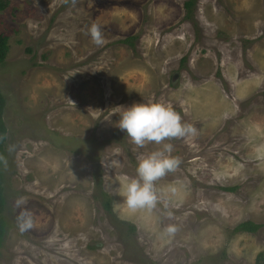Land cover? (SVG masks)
I'll use <instances>...</instances> for the list:
<instances>
[{
    "label": "rangeland",
    "instance_id": "374dc122",
    "mask_svg": "<svg viewBox=\"0 0 264 264\" xmlns=\"http://www.w3.org/2000/svg\"><path fill=\"white\" fill-rule=\"evenodd\" d=\"M3 1L0 264H257L264 0H196L189 13L187 0ZM148 97L195 134L135 145L110 113ZM166 143L177 167L154 181L152 207L129 210L120 193L139 156ZM99 172L113 215L94 197ZM247 220L262 227L231 233Z\"/></svg>",
    "mask_w": 264,
    "mask_h": 264
},
{
    "label": "clouds",
    "instance_id": "9594fccd",
    "mask_svg": "<svg viewBox=\"0 0 264 264\" xmlns=\"http://www.w3.org/2000/svg\"><path fill=\"white\" fill-rule=\"evenodd\" d=\"M93 39H98V29H91ZM74 103V102H73ZM118 114L117 126L131 138L137 146H143L146 141H160L169 137L185 138L195 134L193 125L182 123L180 115L174 108L155 97L134 101L127 105L113 106ZM172 145L166 143L162 150H155L139 156L136 164V176L127 180L123 187V202L129 210L152 207L158 199L154 181L166 172L175 169L179 158L171 154ZM174 229L169 226L167 231Z\"/></svg>",
    "mask_w": 264,
    "mask_h": 264
},
{
    "label": "trees",
    "instance_id": "16d2710c",
    "mask_svg": "<svg viewBox=\"0 0 264 264\" xmlns=\"http://www.w3.org/2000/svg\"><path fill=\"white\" fill-rule=\"evenodd\" d=\"M196 0H187L185 2V8L188 10L191 9V7L194 5ZM6 7V3L3 0H0V11H2ZM190 14H188L189 16ZM135 37H127L124 39L125 42H132ZM133 44V43H131ZM9 51V37L6 34L0 33V63L5 61L7 57V53ZM183 58L182 60H184ZM6 107V98L3 94V92L0 89V248L3 246L5 239H6V232H7V226L8 222L6 220L4 211L6 206V198H5V186H4V170H3V164L6 161V149L5 144L7 141V126L4 119V112ZM96 180H95V192L94 197L102 201V205L106 212H108L110 215H113V199L112 196L104 190L103 185V179L102 174L99 172L96 174ZM229 190H235L236 187H228ZM135 226L129 225V228L131 230L134 229ZM260 227H262V224L256 223L252 220H247L240 222L237 224L234 228H232L231 233L236 234L239 232H256ZM225 255V254H224ZM257 264H264V252H261L257 256Z\"/></svg>",
    "mask_w": 264,
    "mask_h": 264
}]
</instances>
